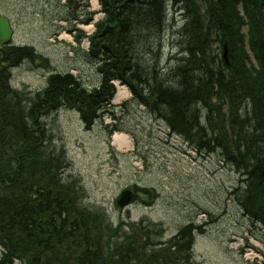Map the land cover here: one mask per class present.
<instances>
[{
	"label": "trees",
	"instance_id": "1",
	"mask_svg": "<svg viewBox=\"0 0 264 264\" xmlns=\"http://www.w3.org/2000/svg\"><path fill=\"white\" fill-rule=\"evenodd\" d=\"M168 2L144 0L137 6V0H101L104 17L96 23L85 53L89 64L104 70L101 85L94 89L68 71L52 73L48 85L38 92L17 90L12 86V69L24 57L34 62L38 55L32 46L0 47V264H14L12 254L16 253L26 264H89L99 258L105 264H195V235L197 231L204 234L205 225L192 221L167 240L161 239L166 234L162 223L148 224L147 234L140 233L139 223L114 225L103 207L86 202L81 178L66 173L68 153L54 141L48 119L62 109L58 106L61 99L108 109L117 80L129 86L141 105L153 101V113L194 150L219 153L241 177L233 194L244 217L264 227V0H205L202 10L195 0H178L173 5L185 15L180 34L190 37L191 44L184 62L191 67L182 76L165 75L156 63L141 61L147 80L138 81L131 74L138 70L133 61L137 55L134 59L127 55L123 62L124 57H118L134 51L140 55L137 39L150 42L154 38V43L166 44ZM240 2L244 14L238 8ZM73 4L85 7L71 14ZM110 13L113 33H104ZM93 15L89 0H67L61 11V19L69 23H89ZM205 23L214 24L215 29ZM243 25L248 26L246 34ZM246 36L258 67L247 64ZM214 41L228 46V63L221 59L215 65L216 56L210 50ZM106 47L110 51L103 55ZM105 58L108 63L102 62ZM148 81L157 87L152 95H144L150 91ZM68 106L76 109L71 103ZM6 107H14L15 115L7 114ZM77 107L92 128L99 113L93 109L86 115ZM27 160L37 161L34 174L30 175L33 170ZM141 191L151 196L149 190ZM59 197L63 203H57ZM123 228L129 232L119 237ZM115 234L121 244L114 247L110 239ZM45 240L50 243L48 248H44Z\"/></svg>",
	"mask_w": 264,
	"mask_h": 264
},
{
	"label": "rangeland",
	"instance_id": "2",
	"mask_svg": "<svg viewBox=\"0 0 264 264\" xmlns=\"http://www.w3.org/2000/svg\"><path fill=\"white\" fill-rule=\"evenodd\" d=\"M91 4L93 10L100 9L98 0ZM53 13L47 10L44 0H0V14L12 21L15 30L12 44L34 45L48 58L50 66L32 61L15 66L14 86L37 92L46 87L51 72L71 71L94 88L100 78L84 57L88 40L83 39L78 46L69 33H64L62 40L50 38L59 26L52 16H57L58 10ZM177 13L172 5L165 44L168 56V52L176 53L182 42L178 30L184 17ZM212 49V55L223 56L217 44ZM129 100L133 98L122 102ZM132 106V114L121 111L129 109L122 105L115 109L119 112V132L127 134L133 143L129 149H121L115 142L112 122L107 125L100 120L91 129L79 112L66 108L48 119L56 143L67 149L71 165L66 173L82 179L86 202L103 207L114 225L119 220L138 223L145 218L160 222L166 227V239L192 221L206 224L205 233L197 231L195 235V264H264V227L251 224L237 203L233 194L241 178L237 171L219 153L195 151L181 136L173 135L163 119L141 106ZM113 119L107 116L105 120ZM125 189L134 192L136 199L121 209L117 200ZM140 189L149 190L151 196Z\"/></svg>",
	"mask_w": 264,
	"mask_h": 264
},
{
	"label": "bare ground",
	"instance_id": "3",
	"mask_svg": "<svg viewBox=\"0 0 264 264\" xmlns=\"http://www.w3.org/2000/svg\"><path fill=\"white\" fill-rule=\"evenodd\" d=\"M143 1L144 0H140V3L143 2ZM177 2H178V0H169V2H168L169 5L166 4V5H168L167 6L168 12L170 10V7H172V5L175 4V3H177ZM140 3L137 0L136 5L137 6H142ZM195 3L198 6V8H200L201 10L204 9L205 0H195ZM128 6H126V7H128ZM174 6H176V5H174ZM84 7H85L84 4H73V5H71V8L69 9V13H71V14H72V12L79 13L80 11H82L84 9ZM126 7H125V10H126ZM128 9H127V11H128ZM108 15H109V26H108L109 28H108V31H106L107 30L106 29L103 32L104 33H113V31H112L113 27L111 26V24H112V17H111L112 14L110 13ZM177 15H179V16L180 15H183V16H185L182 13H177ZM52 16H54L53 21H55L59 26L53 30V32L51 33V37L50 38H54L55 40H57V39H60V40L65 39V38H63L64 33H69L70 34V30H71V28H72V26L74 25L75 22H72L69 25H63L62 26V23H61L60 18L58 16H55V15H52ZM190 16L191 15L188 14V16H187L188 19H189ZM207 18H208V16L206 15V18L205 19H207ZM208 24H209V26H210V28L212 30L215 29V25L212 24V23H205V26H207ZM181 28L178 30L179 33L181 32ZM167 32H168V30L164 33L165 36L167 35ZM76 34L79 35V36H83L84 35L83 31H81V30H77L76 31ZM81 38H83V37H81ZM54 39H52L51 41L54 42L55 41ZM180 40H182V42L179 44V47H180L179 50L176 53L174 51L168 52L169 53V56H168L167 53H166V51H165V45H163L164 43L158 45L157 43H154V41L157 42L154 38L150 42L147 41V40H144V39H137V43H138L137 46H138V48L140 50V55L137 52H135V51L132 52V53H130V54H127L128 52H124L123 54H121L122 56L120 55L118 58L121 60L124 57L123 60L120 61V62H123V61H125V57L127 55H128L127 56L128 59H134L136 57V55H137L136 60H133V61H134V65H135V63L139 65V66L136 67V69H138L137 70L138 72L137 71L136 72H131V74L138 81H143L144 82V81L147 80V78H146L147 77V75H146V68H144L142 65H140V62L141 61L143 63H146L147 65H150L151 63L152 64L153 63H156L158 66L161 67L162 73L165 74V75H167V73L168 74L170 73L172 75L173 74H177L178 76H182L184 74V72L185 71H188V69H190V67H191L190 65H188V64H186L184 62L186 60L185 59L186 58L185 56H188V53H189V50H190L189 48H190V45L191 44L189 42L190 37H184V38H182V36H181V39ZM116 49H117L116 48V45L112 47V50L113 51H116ZM210 50L211 51L213 50L212 47L210 48ZM98 51L101 54L103 53V45L100 44V43L98 44ZM109 51H110V47H106V51H105V53L103 55H107V53ZM35 54H37V53L35 52ZM44 58L47 60V63H49L48 58H46V57H44ZM25 61H31V59H29L28 57H24L23 60H22V63L25 62ZM102 62L103 63H108L109 62L108 61V58L103 59ZM48 67H50L49 64H48ZM93 68H94V72H96V74L100 78L98 85L94 87V88H97V87H99L101 85V80H102L101 75H103V71L104 70L100 69L99 67H95V66ZM58 72H60V71H56V73H58ZM138 74L141 75L143 79L139 78V75ZM74 76L77 78V80H80L79 79V76H77V75H74ZM121 84L125 88L124 93L123 94H121L119 92L115 93L114 96H113V98H112V102H110L107 105V108L108 109L97 108L96 106L92 107V106L81 105V104H78L76 102V100H74L76 102V104H78V105H76L74 102H69V101L68 102L67 101L65 102V101H63V99L59 100L58 106H61L62 109L63 108L69 109V106L68 105H69V103H71V105L74 106L76 108V110H79V107H77V106L80 105L81 106L80 111L81 112H84V114H86V115H89L90 110H93V109L96 110L97 111V114L99 113V115H98L97 118L94 119V121H93L92 124L95 125L100 120L103 121L107 125H110L109 123L112 122L113 127H114V130L112 131L111 135L112 134L114 135L115 142L118 144V146L121 149L122 148L129 149V148H131L133 146V143H132L130 137L127 134L123 133L122 131L119 132L120 131L119 130L120 127L118 126V124H119V121L120 120H119V114H118L119 112L115 110L116 107L122 105L125 108H129V109L121 110V111H123V112L125 111V112H128V114H132V108H133L132 105H138V106H141L142 108H144L150 114L155 115V113H153L154 110L152 108L154 102L153 101L150 102L152 106L149 105V104L141 105L139 103V100H135V99L129 100V102H127L126 104L124 102H120L123 99H128L129 97H132L133 98V93H132L131 89L129 88V86L126 85L123 82H121ZM146 84L149 86L150 91H148L144 95H152L155 92V90L157 89V87L154 88V83L153 82L151 83V81H148ZM128 91H129V94L130 95H128V97H127ZM174 95H176V94L174 93ZM178 97H180V96H178ZM4 111H6L7 114H9V115H11L12 113L15 115V112H16L14 107H6V108H4ZM10 111H12V112H10ZM107 116H112V117L114 116V119L112 121L110 120L109 122H107V120H105L107 118ZM80 118H81L82 121L85 120V119H83V117H82L81 114H80ZM120 124H121V122H120ZM54 141L56 142V140H54ZM210 155H212V154H210ZM67 158H68V161L70 163L69 165H71V161H70L69 156H67ZM27 164L30 166L29 169L30 170H33V173H30V175L31 174H34V172L39 167V165H38V163H37L36 160L28 161ZM67 176L68 175L65 174V177H67ZM32 184H34V183L32 182ZM54 194L56 196H59L60 195L59 192H55ZM56 201L59 204V203H63L64 199H62L61 197H59V198L56 199ZM127 207L128 206H126V208ZM56 221H58V219ZM141 221H142V223H140ZM145 221H148V220L145 218V219H141L140 221H138L139 227H140V233L141 234H147L150 231V228H149L150 226H148V224H150L151 221H148V222H145ZM108 222L109 223H113L111 221V219H108ZM122 222H125V221L124 220H119L117 222V224L122 223ZM126 231L129 232L127 228H123V232L120 234L119 237H122L124 235V232H126ZM151 234H152V232H151ZM103 236H105V234H103ZM115 236H116V234L114 236H112V238L110 239L111 240V246H114V247H115V245L118 246L119 244H121L120 241L118 240V238H116ZM165 236H166V234H162L161 235V239L167 240V239L170 238V237H168L166 239ZM45 243L46 244H45L44 248H48L50 246V243H48V240H45ZM12 255L14 256L13 257V260H12V261H14V264H26L25 261L22 259V257H20L18 255V253L12 254ZM72 255L73 254H71V253L69 254V256L71 257V259L74 260L75 257L74 256L72 257ZM1 259H2V257H0V262L2 261ZM10 264H13V263H10ZM89 264H105V261L103 259H100L99 258L97 260H92L91 262H89Z\"/></svg>",
	"mask_w": 264,
	"mask_h": 264
},
{
	"label": "water",
	"instance_id": "4",
	"mask_svg": "<svg viewBox=\"0 0 264 264\" xmlns=\"http://www.w3.org/2000/svg\"><path fill=\"white\" fill-rule=\"evenodd\" d=\"M12 30L8 19L0 16V43H4L10 40ZM131 192L124 191L121 198L118 200V204L123 207L131 201Z\"/></svg>",
	"mask_w": 264,
	"mask_h": 264
}]
</instances>
